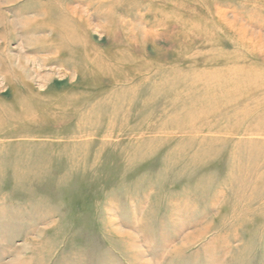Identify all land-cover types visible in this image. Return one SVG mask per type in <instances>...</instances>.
Listing matches in <instances>:
<instances>
[{"label": "rangeland", "instance_id": "rangeland-1", "mask_svg": "<svg viewBox=\"0 0 264 264\" xmlns=\"http://www.w3.org/2000/svg\"><path fill=\"white\" fill-rule=\"evenodd\" d=\"M0 264H264V0H0Z\"/></svg>", "mask_w": 264, "mask_h": 264}]
</instances>
